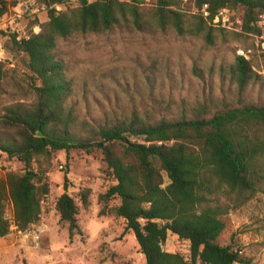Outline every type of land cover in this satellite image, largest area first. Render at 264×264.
I'll list each match as a JSON object with an SVG mask.
<instances>
[{
	"label": "trees",
	"instance_id": "trees-1",
	"mask_svg": "<svg viewBox=\"0 0 264 264\" xmlns=\"http://www.w3.org/2000/svg\"><path fill=\"white\" fill-rule=\"evenodd\" d=\"M38 1L47 16L39 32L10 37L12 49L26 56L27 69L40 86L33 87L32 106L11 105L0 116V151L24 166L23 172L9 171L0 179V238L10 233L7 201L19 231L38 221L41 200L49 192L40 158L49 160L60 151H97L114 182L98 197L99 215L124 220L145 264H252L236 244L216 242L225 228L221 217L253 199L264 182V104L241 100L251 84L261 81L251 62L236 55L227 66L241 98L235 106L199 105L190 116L172 120L151 122L132 115L81 125L69 104L74 84L58 45L75 36L110 32L121 23L136 30L150 25L179 36L202 35L212 45L216 27L209 19L222 9L240 11V33H234L261 38L264 44V0H152L148 12L143 11L144 0ZM72 1L75 6H68ZM204 5L208 20L199 12ZM88 195V190L80 195L83 207ZM55 209L72 238L79 231L75 200L64 192ZM169 234L189 243L188 259L162 249Z\"/></svg>",
	"mask_w": 264,
	"mask_h": 264
},
{
	"label": "rangeland",
	"instance_id": "rangeland-1",
	"mask_svg": "<svg viewBox=\"0 0 264 264\" xmlns=\"http://www.w3.org/2000/svg\"><path fill=\"white\" fill-rule=\"evenodd\" d=\"M181 1L185 4L189 0ZM143 2V11L148 12L153 1ZM0 3L4 8L0 15L1 116L8 106L29 107L36 101L33 87L40 86V82L28 71L26 56L12 49L10 37L22 39L38 33L47 16L45 6L38 0H0ZM67 5L74 7L75 3ZM56 8L63 10L65 6ZM239 15L240 11H229L231 18L239 19ZM222 29H214L212 45L206 44L202 35L179 36L172 30L161 31L150 25L136 30L123 23L107 33L60 41L58 52L74 84L69 104L77 120L81 125L100 124L106 119L137 115L153 122L190 116L192 109L199 105H206L208 109L235 106L241 98L237 96L227 66L239 54H245L252 69L261 76V81L246 89L241 100L264 104L261 38L237 35L239 30ZM2 131L0 127V136ZM8 133L13 136L15 132ZM39 163L46 170L49 188L41 200L39 219L26 232L19 231L13 225L12 204L7 201L5 215L11 226L8 237L0 238V264H145L124 220L99 215L98 197L114 182L97 151L74 150L68 155L60 151L49 160L40 158ZM23 170L22 163L0 151V179L9 171ZM85 190L89 191L88 205L83 207L80 195ZM64 192L78 206L79 231L72 238L67 223L59 220L55 209L57 199ZM116 203L111 202L109 206ZM263 218L264 182L253 199L221 217L225 228L216 242L221 246L234 243L252 264H264ZM36 230L42 232L37 243L33 239ZM162 249L189 257V243L171 234L162 243Z\"/></svg>",
	"mask_w": 264,
	"mask_h": 264
},
{
	"label": "built area",
	"instance_id": "built-area-1",
	"mask_svg": "<svg viewBox=\"0 0 264 264\" xmlns=\"http://www.w3.org/2000/svg\"><path fill=\"white\" fill-rule=\"evenodd\" d=\"M199 12L203 16V18H205L206 20L209 19V12L207 11V6L206 5H204L199 10ZM209 24L211 26H214V27H221V28L228 29V30L238 31L239 28L237 27V25H240V21L238 19H235V21H233L232 18L229 16V11L226 10V9H222V10L218 11L213 16L212 19H209ZM241 55L246 58L245 54H241ZM158 144H160V143H158ZM23 232H26V231H23ZM19 233L22 234V232H19ZM41 233L42 232H40L39 230H36L33 233V239H34L35 243H37L38 242L37 240L40 239Z\"/></svg>",
	"mask_w": 264,
	"mask_h": 264
},
{
	"label": "water",
	"instance_id": "water-1",
	"mask_svg": "<svg viewBox=\"0 0 264 264\" xmlns=\"http://www.w3.org/2000/svg\"><path fill=\"white\" fill-rule=\"evenodd\" d=\"M37 135H38V136H41V133H40V132H38V133H37Z\"/></svg>",
	"mask_w": 264,
	"mask_h": 264
},
{
	"label": "crops",
	"instance_id": "crops-1",
	"mask_svg": "<svg viewBox=\"0 0 264 264\" xmlns=\"http://www.w3.org/2000/svg\"><path fill=\"white\" fill-rule=\"evenodd\" d=\"M6 237H8V235ZM6 237H4V238H6Z\"/></svg>",
	"mask_w": 264,
	"mask_h": 264
}]
</instances>
